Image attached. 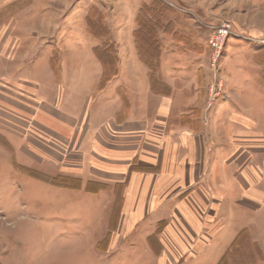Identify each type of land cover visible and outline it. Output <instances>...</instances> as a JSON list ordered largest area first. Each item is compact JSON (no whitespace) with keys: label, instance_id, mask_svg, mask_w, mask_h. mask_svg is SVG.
<instances>
[{"label":"rangeland","instance_id":"obj_1","mask_svg":"<svg viewBox=\"0 0 264 264\" xmlns=\"http://www.w3.org/2000/svg\"><path fill=\"white\" fill-rule=\"evenodd\" d=\"M142 23L156 33L161 55L163 32L182 37L175 42L174 63L190 73L176 80L196 82L197 103L184 120L197 129L209 125L210 115L216 122L227 83L242 78L239 70L249 82H264V0H0V261L5 264H264V215L259 223L246 219L237 245L218 253L217 258L226 254L219 263L222 255L218 260L214 255L225 224L220 197L196 201L187 185L172 179L165 198L179 193L176 199H158L150 214L133 217L124 213V183L107 185L103 193L94 183L88 193L50 185L49 179L62 175L44 157L48 131L30 117L33 88L73 63V48L88 57V41L90 59L98 57L99 46L101 57L117 54V66L130 64L136 54L128 47V29L133 26L135 38ZM226 25L216 57L210 40ZM156 74L164 81L160 69ZM245 170L264 175L263 168ZM70 179L58 183L73 184Z\"/></svg>","mask_w":264,"mask_h":264},{"label":"crops","instance_id":"obj_2","mask_svg":"<svg viewBox=\"0 0 264 264\" xmlns=\"http://www.w3.org/2000/svg\"><path fill=\"white\" fill-rule=\"evenodd\" d=\"M128 30V47L136 60L120 62L103 88V65L96 57L90 59L91 41L88 57L73 48L74 62L33 88L28 106L33 108L31 120L48 131L46 163L62 177L73 178L71 186L59 188L77 186L76 191L88 193L94 183L103 193L107 185L124 183V213L132 217L150 214L158 199H176L179 193L165 198L170 179L187 185L188 196L196 201L220 197L225 224L215 260L244 230L246 219L259 223L264 215V175L245 170L258 167L264 173V82H249L239 70L242 78L227 83L230 89L223 109L214 114L216 122L210 115L209 125L197 129L196 123L184 120L197 103L196 82L176 80L190 73H181L182 67L174 63L175 42L182 37L160 35V71L171 89L162 94L153 91L150 70L138 59L133 26ZM29 148L36 156V146L29 143Z\"/></svg>","mask_w":264,"mask_h":264},{"label":"trees","instance_id":"obj_3","mask_svg":"<svg viewBox=\"0 0 264 264\" xmlns=\"http://www.w3.org/2000/svg\"><path fill=\"white\" fill-rule=\"evenodd\" d=\"M140 15L138 17V21L139 23L143 22L144 20H139ZM144 23V22H143ZM141 25V27L135 32V42H136V47L138 49L139 52V56L141 58V61L149 68L150 70V81H151V85H152V89L154 92L156 93H162V94H169L170 93V88L168 87V85L166 83H164L156 74L158 72V70L160 69V57L161 54L160 52H157L156 50L160 49V42L157 38V35L154 31H152L151 29L147 28L145 26V24ZM154 27V26H153ZM144 30V34L141 33V31ZM146 33L148 36H146ZM99 47V46H97ZM95 47L94 48V52L95 54L98 56L97 58L102 61V65H103V74L100 80V88H103L108 80H110L117 72V54L113 55L112 59L107 58V57H101L100 54L98 53V49ZM110 52L113 54V50H110ZM186 118V116L184 117ZM62 180V181H67L69 179L65 178V177H54L49 179V183L51 182V184H58L60 186H68L69 184H65V183H58V180ZM242 232V231H241ZM241 232L236 236V238L234 239L232 245H237L238 243V239L239 236L241 234ZM226 254H224L219 263H221L224 258H225Z\"/></svg>","mask_w":264,"mask_h":264},{"label":"built area","instance_id":"obj_4","mask_svg":"<svg viewBox=\"0 0 264 264\" xmlns=\"http://www.w3.org/2000/svg\"><path fill=\"white\" fill-rule=\"evenodd\" d=\"M229 25H226L224 27H222L221 29L218 30V33L216 35H214L211 40H210V46L213 47V50L215 52L214 56L218 57L221 49L223 47L224 44V40L225 37L228 34V27Z\"/></svg>","mask_w":264,"mask_h":264}]
</instances>
